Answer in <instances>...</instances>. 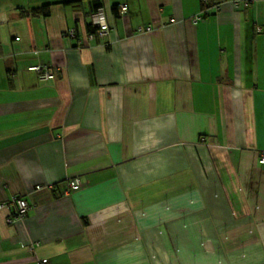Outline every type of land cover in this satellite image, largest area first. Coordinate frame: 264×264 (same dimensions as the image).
Returning a JSON list of instances; mask_svg holds the SVG:
<instances>
[{"label":"crops","instance_id":"crops-1","mask_svg":"<svg viewBox=\"0 0 264 264\" xmlns=\"http://www.w3.org/2000/svg\"><path fill=\"white\" fill-rule=\"evenodd\" d=\"M213 1L90 37L85 0H0V264H264V0Z\"/></svg>","mask_w":264,"mask_h":264},{"label":"built area","instance_id":"built-area-1","mask_svg":"<svg viewBox=\"0 0 264 264\" xmlns=\"http://www.w3.org/2000/svg\"><path fill=\"white\" fill-rule=\"evenodd\" d=\"M205 1L206 0H202V2H205ZM231 2L233 3V5L235 7L240 8L242 6L248 5L249 0H231ZM219 4L220 3L218 1V3H215L214 5L218 6ZM201 9L202 10H200L199 13H197L191 17V21L193 23L197 22V20L202 18V16L206 13L205 7H201ZM91 21L94 25L97 26V35L98 36H104L108 33L110 26L106 20L105 13H104V10L102 7H99L97 9V11L92 14ZM171 21H173V19ZM150 28L151 27L148 26L145 29L149 30ZM138 30H142V28H138ZM89 36L93 37L92 34H90ZM29 68L32 70H36L39 73V77L41 79H49L53 76V74L46 68L45 65L37 64V65H32ZM258 162L260 164H264V150H262L259 153ZM80 185H81V182L78 178H72V179L67 181V186H66L65 192L67 193L70 190L78 189L80 187ZM37 187H40V186H37ZM11 203L13 205H12L10 215L7 217L8 222H13L15 220H19V219L23 218L26 211L29 208L28 203L22 197L12 198ZM2 205L3 204L0 202V207ZM42 262L44 263V262H46V260L43 259Z\"/></svg>","mask_w":264,"mask_h":264},{"label":"trees","instance_id":"trees-1","mask_svg":"<svg viewBox=\"0 0 264 264\" xmlns=\"http://www.w3.org/2000/svg\"><path fill=\"white\" fill-rule=\"evenodd\" d=\"M85 1L90 3V9L86 12V16H90V21H88L86 23V30H87V33L89 35L92 34L93 37H95V36H97V26L92 23L91 16H92L93 13H95L97 11V9L99 7L102 6V0H85ZM207 2H208V0H207ZM213 2L218 3V1H216V0L213 1ZM213 2L210 3L209 6L214 5L215 3H213ZM206 6H208V5H205V2H203L201 7H205L206 8ZM47 7H48V4H44V5L40 6V7L34 8V10L35 11H41L42 14H45L47 12ZM117 8H118V5L117 4H113L112 7H111L112 12L116 13Z\"/></svg>","mask_w":264,"mask_h":264},{"label":"rangeland","instance_id":"rangeland-1","mask_svg":"<svg viewBox=\"0 0 264 264\" xmlns=\"http://www.w3.org/2000/svg\"><path fill=\"white\" fill-rule=\"evenodd\" d=\"M201 19V18H200Z\"/></svg>","mask_w":264,"mask_h":264}]
</instances>
